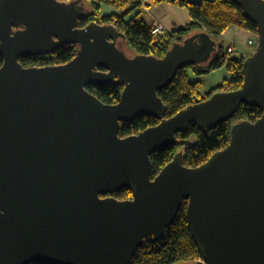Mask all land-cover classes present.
<instances>
[{
    "label": "water",
    "instance_id": "1",
    "mask_svg": "<svg viewBox=\"0 0 264 264\" xmlns=\"http://www.w3.org/2000/svg\"><path fill=\"white\" fill-rule=\"evenodd\" d=\"M239 4L258 32L242 86L167 117L160 91L213 59L209 34H190L161 58L132 56L116 25L81 27L85 0H0V264H132L185 202L202 258L181 264H264V0ZM63 45L77 51L66 64L20 63ZM115 82L124 87L117 104L88 89ZM240 104L262 116L233 125L229 145L199 167H185L179 151L152 179L154 153L192 125L228 121ZM141 116L159 124L122 137L121 123ZM123 189L131 199L114 197Z\"/></svg>",
    "mask_w": 264,
    "mask_h": 264
},
{
    "label": "trees",
    "instance_id": "2",
    "mask_svg": "<svg viewBox=\"0 0 264 264\" xmlns=\"http://www.w3.org/2000/svg\"><path fill=\"white\" fill-rule=\"evenodd\" d=\"M71 0H69L70 2ZM178 6L186 7L191 13V25L182 27L180 30L166 34V39L160 45H153L152 26L146 23L143 13L139 12L130 21L125 19L128 14L139 7L140 0H85L91 9V16L88 20L82 21L81 27L93 21L100 25L114 24L121 29L127 38L126 44L135 53L143 55H154L157 58L164 57L171 49L173 43L182 42L186 37L195 32H205L218 42V46L213 54V59L204 65H189L181 70L173 84L162 89L159 96L168 106L167 117H173L177 112L190 105L206 101L209 97L219 91H236L244 82L243 62L248 55L235 57L228 54V46H223L219 39L231 26L238 25L244 31L251 32L257 37L256 26L246 19L242 11L239 0H203L197 3L189 0H166ZM104 5L116 6L120 13L108 15L103 13ZM115 19L119 21L116 22ZM77 51L75 46L63 45L61 48L50 54V56L34 57L29 56L20 59L24 67H45L51 65H62L73 60ZM4 59L0 54V68ZM226 68L231 72L232 78L224 84L218 86L213 91L201 95L199 83L190 78L193 75H205L218 69ZM105 104H117L121 98L124 87L120 82L115 84L88 88ZM237 113L228 121L220 122L211 127L192 125L186 132L178 133L176 146H167L151 157L152 158V179L175 159L179 151H183V165L185 167L196 168L207 162L213 153L229 145L231 138V128L241 120L256 121L262 116V111L257 107L240 104ZM159 124L154 117H137L131 124L121 123L120 135L122 137L138 134L147 128ZM132 192L123 189L114 195L120 201L131 199ZM187 207L185 202L179 211L175 224L168 229L165 237L157 243L147 242L143 248L139 249L134 256L132 264H181L201 260L197 244L190 233L189 223H187Z\"/></svg>",
    "mask_w": 264,
    "mask_h": 264
},
{
    "label": "crops",
    "instance_id": "3",
    "mask_svg": "<svg viewBox=\"0 0 264 264\" xmlns=\"http://www.w3.org/2000/svg\"><path fill=\"white\" fill-rule=\"evenodd\" d=\"M189 1L202 3L203 0H189ZM111 8L113 11L106 14L114 15L117 12L118 13L121 12L116 6ZM139 12L140 11L137 8L135 11L128 14L125 19V22L135 18ZM142 15L145 18L146 23L150 26L155 21H159V20L162 21V23L166 25L168 33L180 30L182 27L191 25L192 23L191 13H189V10L186 7L178 6L170 1L154 3L150 11L147 14L143 13ZM235 33L237 35L236 36L237 39L241 41L240 42L241 45L245 43L248 40V38L252 36V33L248 31L246 32L241 30V31H236Z\"/></svg>",
    "mask_w": 264,
    "mask_h": 264
},
{
    "label": "rangeland",
    "instance_id": "4",
    "mask_svg": "<svg viewBox=\"0 0 264 264\" xmlns=\"http://www.w3.org/2000/svg\"><path fill=\"white\" fill-rule=\"evenodd\" d=\"M112 10V8L110 6H106L104 5L103 7V13H110ZM244 31L243 29H241L238 25H234L229 27L227 30H225V32L223 33V35L221 36V38L219 39V42L221 43V45L228 46L230 41H234L235 44H237L236 46V51H235V57L238 56H242L243 54L251 56L253 55L252 53L255 51V49L257 48L256 46H251L248 44V41L250 39H257V37L252 34V36L250 38H248V40L243 43L241 45V41L237 39V35H236V31ZM240 44V45H239ZM258 44V43H257ZM128 46V45H127ZM126 46V48H127ZM128 54L130 55H135V51L133 49H130L129 47L127 48ZM190 78L195 82L197 81L199 83L198 87L200 90V94L201 95H206V93H209L211 91H213L214 89H216L218 86L224 84L226 81L230 80L232 78V74L230 71H228V69L223 68V69H218L214 72L211 73H205V75H193L192 73H190Z\"/></svg>",
    "mask_w": 264,
    "mask_h": 264
},
{
    "label": "built area",
    "instance_id": "5",
    "mask_svg": "<svg viewBox=\"0 0 264 264\" xmlns=\"http://www.w3.org/2000/svg\"><path fill=\"white\" fill-rule=\"evenodd\" d=\"M62 2H69V0H61ZM166 0H140L139 2V11L141 13L147 14L151 7L154 5V3H158V2H163ZM116 22H118V19H115ZM152 29H151V33L152 36L154 37V42L153 45H160V43L162 41H164L166 39V34H167V28L166 25H164L162 23V21H155L152 25ZM228 54L229 55H235V51H236V46L237 44H235V42L232 40L228 43ZM248 44L251 46H256L257 45V39H250L248 41ZM241 56V55H240Z\"/></svg>",
    "mask_w": 264,
    "mask_h": 264
}]
</instances>
